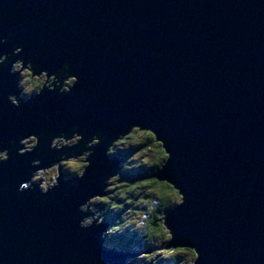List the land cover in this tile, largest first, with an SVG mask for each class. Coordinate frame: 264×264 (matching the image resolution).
<instances>
[{
	"label": "water",
	"instance_id": "95a60500",
	"mask_svg": "<svg viewBox=\"0 0 264 264\" xmlns=\"http://www.w3.org/2000/svg\"><path fill=\"white\" fill-rule=\"evenodd\" d=\"M17 62L46 76L22 102ZM134 128L168 153L154 176L183 196L165 248L264 264V0H0V264L137 257L107 252L80 210L104 197L106 151ZM79 156L83 175L63 182L58 162ZM54 165L59 185L30 184Z\"/></svg>",
	"mask_w": 264,
	"mask_h": 264
},
{
	"label": "trees",
	"instance_id": "16d2710c",
	"mask_svg": "<svg viewBox=\"0 0 264 264\" xmlns=\"http://www.w3.org/2000/svg\"><path fill=\"white\" fill-rule=\"evenodd\" d=\"M63 83L66 82V75L65 79L62 80ZM68 86V85H67ZM70 87V86H69ZM43 86L37 85L35 90H41ZM62 90L64 89V84L62 86ZM38 91V92H39ZM35 93H38L37 91H34ZM32 96V95H31ZM30 96V97H31ZM147 132H141L140 129L134 128L131 130V132L128 134L131 138H133L134 141L136 139H139L140 135L142 137V140L136 141L135 145H131L130 149L126 150H120L119 148L117 150L116 146L119 144L114 142L109 148L108 155L111 160L120 163V160H123V162H126V164H122L121 167H119L118 174L123 172L122 177L125 179H129L132 181H128L129 185L128 187H131V192H133L131 199H127L126 194V200L128 201L126 204L122 200H119L116 198L117 204L113 207L115 203L113 201H104L107 198L111 197H104V199L97 200V206L100 208L102 212L106 215L105 219L106 222H110V233L113 234L116 231L123 232V223H126L128 218L130 219L131 211L134 210L136 205L139 203L141 204V208L146 212V215L149 217V221H146L145 228L141 229L143 230L144 236H141V232L139 230H133L131 234L127 233L123 234L122 237L127 241V245H130V243L136 244L139 248L144 249V245L148 244L149 246L158 244L159 246H167L168 242L171 240L169 237H167V242L162 240L159 235L160 233H168L166 231V227L164 226V219L166 217V214L168 210L172 209L174 206L177 205L178 199H181L178 195V192L168 184L167 182H161L155 178V174L157 171H159L164 164L167 157L164 155V150L162 148V145L156 140V137L154 135H147ZM127 139V135L124 137H121L119 139ZM140 137V138H141ZM58 139V138H57ZM56 140V139H55ZM93 146V145H92ZM87 149V148H86ZM163 150V151H162ZM130 155L128 159H125V155ZM119 155L121 159L117 157ZM140 158L141 161L136 163L134 166L130 162H132L135 157ZM144 157V158H143ZM125 159V160H124ZM130 164V165H129ZM86 168V165L82 166V171H84ZM73 168H71L72 170ZM75 171V170H74ZM127 177V178H126ZM137 181V182H136ZM111 183V179L107 181V184ZM121 184V183H120ZM116 188V185H111L110 188L105 189V195H113V192ZM135 192V193H134ZM141 193L139 195H136V193ZM138 202H136V199H138ZM149 200V207L143 206V201ZM123 211H120L123 207H125ZM150 209V211H149ZM125 210V211H124ZM131 210V211H130ZM113 232V233H112ZM140 234V235H139ZM127 235L129 238H125ZM170 236V234H169ZM171 237V236H170ZM121 239V238H120ZM117 236V234H113V243L111 245L115 246L121 245L119 247H124L125 244L120 240ZM157 239H160L161 242L157 241ZM169 249L165 248L166 256L168 259L172 260L174 264H193L194 261H192V254L190 252H173L170 255L167 254ZM147 254V253H146ZM188 254L190 256H188ZM152 257V256H150Z\"/></svg>",
	"mask_w": 264,
	"mask_h": 264
},
{
	"label": "rangeland",
	"instance_id": "374dc122",
	"mask_svg": "<svg viewBox=\"0 0 264 264\" xmlns=\"http://www.w3.org/2000/svg\"><path fill=\"white\" fill-rule=\"evenodd\" d=\"M14 70H21L22 69V63L21 62H17L14 64L13 66ZM21 76H20V83H19V88L20 90L22 89V94L20 93V98H18V100L24 99L26 97L29 98L32 94L34 95L35 92L34 91H39L38 89H36L37 85H42L44 86L45 82H46V76L45 73L40 74L39 76H34L31 78L32 72H30L27 69H23L21 70ZM73 83V78H70L68 80H66L65 83H62V85L64 84V89H68L69 86ZM68 85V86H67ZM43 89V88H41ZM141 132H147V131H142ZM137 136H139V139H136V141L142 140V137L140 135L137 134ZM141 137V138H140ZM136 141L133 140V138H131L130 136L127 135V139L125 137V139H119L116 140L114 142V144L118 143L119 144L116 146L117 150L119 148H121L120 150H126V149H130L131 145H135ZM22 143V145H24L25 150H22V152H27L32 150L35 146H36V138L34 137H29L28 139L20 142ZM130 155L126 154L125 155V159H128ZM117 157L119 159H121V157L119 155H117ZM6 158V155L4 154H0V161L4 160ZM144 158V157H143ZM124 159V160H125ZM86 157L84 156H79L77 159H67L66 161H62L58 163V167H59V173L61 171L64 172V174L66 175V177L68 179L72 178L73 175H77V176H82L84 171H82V166L87 165V162H85ZM140 160V158H138L137 156L135 157V159L130 162L131 164H133V166L138 163ZM120 162L122 164H126V162H123V160H120ZM130 165V164H129ZM71 168H73L71 170ZM75 170V171H74ZM123 172L116 173L115 176L112 177L111 179V183L109 185H116V188L113 192V195H104V197H111V198H107L106 200L103 198H99V197H95L93 199L90 200V203L86 206V208L88 209L89 213L92 215L95 214V217H100V224H103L105 221V214L101 213L100 210H97L96 208V203L97 200L99 199H104V201H113V203H115L113 205V207L117 204L116 202V198H118L119 200H122L124 202V204H126L128 201L130 200H126V194H127V199H131L133 192H131V187H128L129 183L127 180H129L127 177V179H125L124 177H122ZM58 177V173H57V165H54L48 169L45 170H39L36 172V175H34L32 177V181H34L35 184L39 183V187L43 190V191H47L48 189H50L51 187H53L54 185L57 184V181L55 179H57ZM76 178V177H75ZM132 181V180H129ZM137 182V181H136ZM121 183V184H120ZM107 188H110V186H108ZM135 193V192H134ZM141 194L136 193V195ZM180 197V196H179ZM139 198L136 199V202H134V204H136L138 202ZM177 204L182 203L181 199H178ZM137 207L134 208L133 211H131V215H130V219L128 218L126 223H123V230H128L130 232H132L133 230H139L141 232V236H144L143 233V228H145L146 225V221H149V217L148 215H146V212L143 210V208H141V204H137ZM143 206H145L146 208L149 207V200L143 201ZM126 208L123 207L120 211H123V209ZM98 209H100L98 207ZM125 211V210H124ZM150 211V209H149ZM87 223H90L91 221H93V217H87ZM166 229V228H165ZM167 232H169L166 229ZM113 233V232H112ZM113 234H117L118 238L122 241L125 242V239H123L121 232L118 230L116 231V233L114 232ZM140 235V234H139ZM125 238H129L127 235H125ZM159 237L164 240L165 242H167V237H170L168 233H160ZM108 238H110V235L108 236ZM110 241V240H109ZM157 241L161 242L160 239H157ZM113 242V241H111ZM125 244V249L124 247H119L121 245H117L115 244V247L119 248L118 250L123 253L126 254V252L131 253L129 254L130 256H137V257H128V263H132V264H157V263H163V264H174L172 260L168 259L166 256V253L163 252L165 251L164 246H159L158 244L149 246L148 244L144 245V250L147 251L146 255H142V253H140L139 251L137 252V245L130 243V245ZM166 247V246H165ZM129 248V250H128ZM138 255H142V256H138ZM152 256V257H150ZM188 256H190L188 254ZM192 261L195 260V257H191ZM147 262V263H146Z\"/></svg>",
	"mask_w": 264,
	"mask_h": 264
},
{
	"label": "bare ground",
	"instance_id": "6f19581e",
	"mask_svg": "<svg viewBox=\"0 0 264 264\" xmlns=\"http://www.w3.org/2000/svg\"><path fill=\"white\" fill-rule=\"evenodd\" d=\"M33 95V94H32ZM117 140H119V139H117ZM116 141V140H115ZM111 145H112V143H111ZM110 145V146H111ZM20 146L21 147H23V149L22 150H25V148H24V145H22V144H20ZM110 146H109V148H110ZM109 148L107 149V151H106V159L107 160H111L110 159V157H109V155H108V152H109ZM22 150L21 151H19V154L21 155V154H23V152H22ZM31 151V150H30ZM4 155H6V154H4ZM78 157H76V159H77ZM72 159V158H71ZM37 171H39V170H37ZM37 171H35L33 174H32V177L34 176V175H36V172ZM75 177H76V175H73V177L72 178H70V179H68L67 177H66V175L64 174V172L63 171H61L60 172V178H61V180L63 181V182H66V181H69V180H71V179H75ZM30 184H35L34 183V181H32L31 180V183ZM57 185H59L58 184V182H57V184L56 185H54V186H57ZM40 188V187H39ZM176 190V189H175ZM177 192H178V195H179V191L178 190H176ZM105 192V191H104ZM180 196V198H181V202H183L182 201V199H183V196H181V195H179ZM90 203V201L88 202V203H86L85 205H83V206H81V208H80V210L81 211H85L87 208H86V206L88 205ZM182 203H180V205H181ZM179 206V204H177L176 206H174L173 208H177ZM88 210V209H87ZM89 212V211H88ZM105 217H106V215H104ZM87 217H90V218H92L93 217V221H91L90 223H92V224H95V226H98L99 224H100V217H95V214L93 215H91L90 213H89V216H87ZM87 217H85V218H87ZM164 219V218H163ZM101 226H103V224H101ZM108 236H109V233H107L106 235L104 234V236H103V241H104V243H103V247L106 249V251L107 252H114V254H123V253H121L118 249L119 248H117V247H115V246H113V245H111L113 242H111V241H109L108 239ZM123 243H127V241H125V242H123ZM128 250H129V248H128ZM124 255H126V254H124ZM127 255H129L128 253H127ZM126 263H128V257L126 258ZM147 263V262H146ZM160 264H163V263H160Z\"/></svg>",
	"mask_w": 264,
	"mask_h": 264
},
{
	"label": "snow or ice",
	"instance_id": "6c2138e0",
	"mask_svg": "<svg viewBox=\"0 0 264 264\" xmlns=\"http://www.w3.org/2000/svg\"><path fill=\"white\" fill-rule=\"evenodd\" d=\"M147 135L151 136L153 135L151 132H148ZM163 151V150H162ZM165 157L168 156L167 152H164ZM20 187L24 188L27 187V185H20ZM169 239H171V237H169ZM173 252H190L192 254V256L197 257L199 256L198 251L195 248H180V249H169L167 254L170 255Z\"/></svg>",
	"mask_w": 264,
	"mask_h": 264
}]
</instances>
